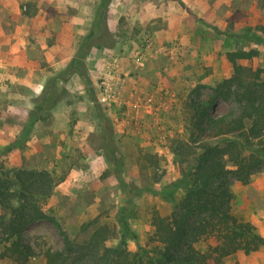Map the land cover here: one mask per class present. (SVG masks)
<instances>
[{"label":"rangeland","instance_id":"1","mask_svg":"<svg viewBox=\"0 0 264 264\" xmlns=\"http://www.w3.org/2000/svg\"><path fill=\"white\" fill-rule=\"evenodd\" d=\"M100 2L0 0V172L11 179L18 170L52 172L42 209L73 242H84L94 226H80L97 218L125 230L129 250L149 249L151 213L169 215L184 193L172 191V200L165 192L179 178L171 146L186 138L190 105L205 104L211 88L231 76L225 53L257 49L243 64L263 70L264 83V0H110L102 43L86 52L82 76L60 79ZM23 55L31 71L14 68ZM45 88L57 101L42 98ZM236 111L233 101H218L214 116ZM106 147L116 149V163L105 161ZM230 182L233 214L264 234V168L245 186ZM60 231L31 224L25 238L38 256L27 264H45L39 254L47 248L64 250ZM243 254L223 264H243V257L264 264V247Z\"/></svg>","mask_w":264,"mask_h":264},{"label":"trees","instance_id":"2","mask_svg":"<svg viewBox=\"0 0 264 264\" xmlns=\"http://www.w3.org/2000/svg\"><path fill=\"white\" fill-rule=\"evenodd\" d=\"M109 2L99 3L91 29L59 74L60 79L82 76L86 52L102 43L100 31ZM258 55L259 51L252 48L226 52L231 76L211 88L205 104L190 105L186 138L171 146L179 178L168 186L169 191L165 190L172 200V191L180 189L184 193L169 215L151 213L152 248L129 250L125 230L116 233L106 224H96L97 218L80 226L82 231L94 226L88 238L82 243L73 242L60 231L55 218L42 209L55 185L53 173L18 170L13 179L0 172V209L4 212L0 218V258L11 264H27L38 256L26 240L25 230L43 221L60 231L65 245L64 250H42L39 255L45 264H223L237 252L248 255L264 247V238L254 227L233 214L230 191L231 179L245 186L264 168L263 70L243 64ZM48 97V102L57 101L45 88L42 98ZM218 101H233L237 104L236 114L214 116ZM116 155L115 148H107L104 159L116 163ZM109 240L115 244L108 246Z\"/></svg>","mask_w":264,"mask_h":264},{"label":"crops","instance_id":"3","mask_svg":"<svg viewBox=\"0 0 264 264\" xmlns=\"http://www.w3.org/2000/svg\"><path fill=\"white\" fill-rule=\"evenodd\" d=\"M52 7H53V9L57 10V9H59L60 5L58 6V5L56 4V5H53ZM8 12H9V13H11V12L14 13V9H11V10L9 9ZM8 12H7V13H8ZM89 20H90V19H89ZM42 27H43V26H42ZM42 27L37 26V27H35V29H37L38 31H40V30H42ZM47 27H48V28H46V27L44 28V27H43V31L45 32V34H46V32H50V31H52V30H50V29H51L50 26L47 25ZM28 28H29V27H28ZM28 28H26V29H28ZM27 32H28V30H27ZM29 35H30V34H29ZM20 39H21V38H20ZM24 46H25V42H22V46H21V48H23V50L25 51L26 48H25ZM22 57L25 59L24 62H23L22 64L18 65V66H14V68H15V69L20 68L21 70L31 71V69L29 68L30 66L26 64V59H27V58H26L24 55H23ZM61 58H62V57H60V59H61ZM69 58H71V57H67V58L61 59V61L67 60V59H69ZM5 66H7V64H5ZM15 69H14V70H15ZM16 71H17V70H16ZM72 76H75V75H72ZM260 235H261L262 237H264V234H263V233H261ZM262 248H263V247H262ZM262 248H260V249H262ZM256 252H257V251H256ZM253 253L255 254V252H252V254H253ZM243 255H244V254H243ZM244 256H245V255H244ZM242 260H243V262H244L243 264H249L248 260L246 261V259H245L244 257L242 258Z\"/></svg>","mask_w":264,"mask_h":264},{"label":"built area","instance_id":"4","mask_svg":"<svg viewBox=\"0 0 264 264\" xmlns=\"http://www.w3.org/2000/svg\"><path fill=\"white\" fill-rule=\"evenodd\" d=\"M24 10H25V8H24ZM144 61H145V59H138V63L140 64V65H143L144 64Z\"/></svg>","mask_w":264,"mask_h":264}]
</instances>
